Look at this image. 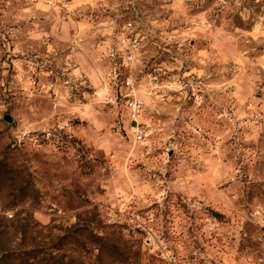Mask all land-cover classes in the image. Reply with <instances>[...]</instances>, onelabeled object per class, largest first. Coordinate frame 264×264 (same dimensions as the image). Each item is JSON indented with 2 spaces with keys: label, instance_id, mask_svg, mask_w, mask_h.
<instances>
[{
  "label": "rangeland",
  "instance_id": "obj_1",
  "mask_svg": "<svg viewBox=\"0 0 264 264\" xmlns=\"http://www.w3.org/2000/svg\"><path fill=\"white\" fill-rule=\"evenodd\" d=\"M7 221L11 264H264V0H0Z\"/></svg>",
  "mask_w": 264,
  "mask_h": 264
},
{
  "label": "built area",
  "instance_id": "obj_2",
  "mask_svg": "<svg viewBox=\"0 0 264 264\" xmlns=\"http://www.w3.org/2000/svg\"><path fill=\"white\" fill-rule=\"evenodd\" d=\"M139 46L140 37L139 34L135 31L134 23L127 22L124 26V30L118 37L117 48L112 52V56L120 54L122 64H120L119 66V64L115 63V66L110 72L113 88H119L121 97L125 99L126 102L130 105L132 114L131 121L137 122L134 137L138 142L142 141L145 137V132L138 120L144 107V100L141 96H138L135 81H133L130 75H125V71L122 70L121 66L132 67V65L135 63ZM121 88H124L126 91H121Z\"/></svg>",
  "mask_w": 264,
  "mask_h": 264
},
{
  "label": "trees",
  "instance_id": "obj_3",
  "mask_svg": "<svg viewBox=\"0 0 264 264\" xmlns=\"http://www.w3.org/2000/svg\"><path fill=\"white\" fill-rule=\"evenodd\" d=\"M13 225L0 222V264H11L13 262V249L9 246L11 241V230ZM7 240L8 243H7Z\"/></svg>",
  "mask_w": 264,
  "mask_h": 264
},
{
  "label": "water",
  "instance_id": "obj_4",
  "mask_svg": "<svg viewBox=\"0 0 264 264\" xmlns=\"http://www.w3.org/2000/svg\"><path fill=\"white\" fill-rule=\"evenodd\" d=\"M5 120L8 121V122H12L13 121V118L11 117V115H5ZM137 125V122L136 121H133L132 122V126L135 128Z\"/></svg>",
  "mask_w": 264,
  "mask_h": 264
}]
</instances>
